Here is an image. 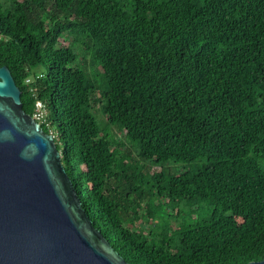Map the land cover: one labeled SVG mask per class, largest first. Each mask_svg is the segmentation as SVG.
<instances>
[{
    "label": "trees",
    "instance_id": "16d2710c",
    "mask_svg": "<svg viewBox=\"0 0 264 264\" xmlns=\"http://www.w3.org/2000/svg\"><path fill=\"white\" fill-rule=\"evenodd\" d=\"M3 65L130 264L264 259V0H0Z\"/></svg>",
    "mask_w": 264,
    "mask_h": 264
},
{
    "label": "water",
    "instance_id": "95a60500",
    "mask_svg": "<svg viewBox=\"0 0 264 264\" xmlns=\"http://www.w3.org/2000/svg\"><path fill=\"white\" fill-rule=\"evenodd\" d=\"M0 264H130L93 225L55 136L23 109L7 65L0 67Z\"/></svg>",
    "mask_w": 264,
    "mask_h": 264
},
{
    "label": "built area",
    "instance_id": "2783aa9c",
    "mask_svg": "<svg viewBox=\"0 0 264 264\" xmlns=\"http://www.w3.org/2000/svg\"><path fill=\"white\" fill-rule=\"evenodd\" d=\"M30 79H28L29 81ZM37 111L34 113V118L42 125V124H45L47 122V117H46V109H45V106L43 104V102L41 101H38L37 103ZM50 133H52L54 136H55V133L54 131L51 129Z\"/></svg>",
    "mask_w": 264,
    "mask_h": 264
},
{
    "label": "rangeland",
    "instance_id": "374dc122",
    "mask_svg": "<svg viewBox=\"0 0 264 264\" xmlns=\"http://www.w3.org/2000/svg\"><path fill=\"white\" fill-rule=\"evenodd\" d=\"M40 68H42V67H40ZM97 120H98L99 124L102 126L101 120L105 121V116H104V114L102 112L97 117ZM113 130L117 133L118 137L119 136H122L123 133L117 127H113ZM135 157L138 158L137 155H135ZM147 164L148 165H151V167H153V170H155L156 168H158V166H161V165L155 164V162H153V160H148ZM169 167H171V168L172 167H176V165L174 166V164H171V165H169Z\"/></svg>",
    "mask_w": 264,
    "mask_h": 264
}]
</instances>
